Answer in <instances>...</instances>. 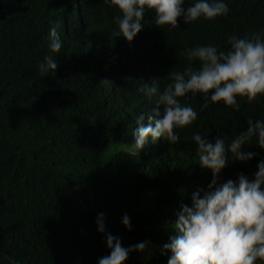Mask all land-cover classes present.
I'll list each match as a JSON object with an SVG mask.
<instances>
[{"label":"trees","instance_id":"1","mask_svg":"<svg viewBox=\"0 0 264 264\" xmlns=\"http://www.w3.org/2000/svg\"><path fill=\"white\" fill-rule=\"evenodd\" d=\"M226 3V16L189 24L178 18L171 31L157 28L146 10L145 27L128 42L117 35L118 9L103 0H0V264L9 257L20 264H97L108 254L95 223L100 212L123 246L149 242L125 264H167L161 246L175 235L181 205L212 180L198 163L193 133L209 140L223 133L230 143L248 117L264 118V96L252 103L238 97V112L222 102L200 111L199 95L184 98L199 115L176 130L179 141L150 140L137 153L136 117L146 113L147 124L154 106L139 89L154 80L163 88L171 69L187 66V48L226 50L230 35L264 30V0ZM53 24L59 53L49 49ZM46 54L58 61L54 74L37 71ZM246 150L257 156L230 163L220 182L252 177L264 150ZM125 213L131 230L121 222Z\"/></svg>","mask_w":264,"mask_h":264},{"label":"clouds","instance_id":"2","mask_svg":"<svg viewBox=\"0 0 264 264\" xmlns=\"http://www.w3.org/2000/svg\"><path fill=\"white\" fill-rule=\"evenodd\" d=\"M118 9L114 17L117 35L132 42L145 27L146 10L154 12L153 23L157 28H179L178 18L184 24L200 18L214 20L226 16V0H193L185 7V0H103ZM58 24L48 31L51 53H59L62 41ZM229 47L218 50L214 44L196 45L184 50L188 64L182 70L174 67L166 77L168 83L161 88L159 81L144 83L139 91L153 102L151 114L140 113L133 131V150L137 153L151 140L163 139L170 144L179 141L177 129L191 126L199 113L184 98L201 99L200 111L222 102L235 111L240 110L237 98L248 103L264 96V30L251 32L243 37L232 34ZM198 62V67L193 66ZM58 61L46 54L39 63L40 73H55ZM107 84V81L102 82ZM195 144L201 169L212 174L207 188L194 191L191 204H182L177 219L172 224L175 235L161 246L168 256L167 264H264V158L259 159L252 177L240 173L235 179L220 182L222 170L232 162L246 163L257 156L247 151L251 145L264 150V118H247V128L239 131L226 143L220 133L209 140L195 131L191 137ZM254 141V143H253ZM231 161V162H230ZM123 226L131 230L130 217L122 216ZM97 232L102 235L107 255L97 259V264H125L133 251L143 252L149 245L139 241L127 247L108 232L103 212L97 214ZM8 264H20L9 257Z\"/></svg>","mask_w":264,"mask_h":264}]
</instances>
